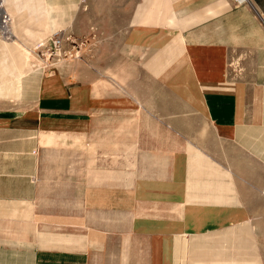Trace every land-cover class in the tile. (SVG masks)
Wrapping results in <instances>:
<instances>
[{
    "label": "crops",
    "instance_id": "0c3cea01",
    "mask_svg": "<svg viewBox=\"0 0 264 264\" xmlns=\"http://www.w3.org/2000/svg\"><path fill=\"white\" fill-rule=\"evenodd\" d=\"M125 43V85L86 61L3 75L0 219L34 229L29 264H264V0H140ZM198 108L216 138L175 127Z\"/></svg>",
    "mask_w": 264,
    "mask_h": 264
},
{
    "label": "rangeland",
    "instance_id": "374dc122",
    "mask_svg": "<svg viewBox=\"0 0 264 264\" xmlns=\"http://www.w3.org/2000/svg\"><path fill=\"white\" fill-rule=\"evenodd\" d=\"M60 1L62 2L60 5L58 4V6L59 8L64 7L62 10L66 14L56 16L51 9V1L49 0H21L20 5L17 7H14V4L8 5L5 0H0L6 13L9 14L13 21L15 18V24L17 28L20 29L17 30L19 43L31 52L29 62L32 69L34 68V58L42 68L53 67V65L60 63L86 61L96 66L103 65L117 68L119 70V74L117 75L119 79L118 82L123 85L126 84L127 72L128 75H131L130 73L132 71L136 72L135 78H138L137 75L138 70L141 67V60L138 59L137 56L131 54V50L127 48V43H125V38L128 34L133 9L140 0ZM12 10H14V12H12ZM58 28L59 30L64 29L71 33L78 41H85L87 44V51L84 52L83 58L80 60L56 62L57 60L51 59L48 64H42V61H39L37 56H35V48L41 46L42 43L53 37V34ZM11 32V38H6L0 35L1 86H3L4 81L3 75H10L9 71H12L11 65L14 63L13 60H15L5 46L7 43L17 41V37L12 29ZM10 62L11 64H7ZM230 63L231 66L229 69H231V72H234L236 61L232 60ZM151 64L153 65V62ZM4 65L6 66L3 67ZM155 66L157 65L155 64ZM11 76H14L16 80L20 79L18 73ZM10 78L11 79L6 80V82H11L12 77ZM114 78L117 77L114 76ZM155 82H157V80L151 75L152 86ZM167 84L171 85L172 83L168 81ZM135 89H137L136 94L142 96L141 98L146 95V92L142 90V79L140 80V83L135 86ZM167 110H173V108L169 106V103L167 105ZM188 114L195 115V119L193 120L195 128L205 131V134L207 128L209 131H212L210 126H208L206 116L201 112L200 108L196 111L192 110V113L183 112L182 118H178L179 122L177 126L174 125L178 128V131L189 136L188 131L190 130L189 127L191 124L188 123ZM167 124L168 132L175 130L169 123ZM144 125L145 124L143 123L139 124L140 127H143ZM212 132L216 138L217 131L214 130ZM167 138L166 152L173 155L176 148H174V146H169V144L173 145V140L170 139V133L167 134ZM181 150L182 149H180V151ZM228 151L231 152L229 147H226L221 141H216L215 154L223 160V163L228 160ZM171 155H166L168 156V162L173 159ZM120 156L123 157L126 156V154H121ZM230 157L233 156L231 155ZM255 173L257 174L259 181L262 183L258 190L262 193L263 200L261 210L256 213L255 218L251 221L252 223L250 225L257 228V231L259 228H262L264 231V166L262 171H252L251 174L254 176ZM25 213L26 212H23L22 214ZM6 224L7 223L4 222V220L2 221L0 219V264H29L30 257L28 254L31 246L29 241L32 239V231L34 229L23 219L19 228L15 226L9 227ZM12 231H15V236H13ZM17 231H19L18 234H16ZM204 241H206V238H204Z\"/></svg>",
    "mask_w": 264,
    "mask_h": 264
},
{
    "label": "built area",
    "instance_id": "2783aa9c",
    "mask_svg": "<svg viewBox=\"0 0 264 264\" xmlns=\"http://www.w3.org/2000/svg\"><path fill=\"white\" fill-rule=\"evenodd\" d=\"M236 7L248 4V0H232ZM12 19L0 2V35L6 38L12 37L11 32ZM54 36L46 40L41 46L35 48V56H37L42 64H48L49 60L70 61L80 60L83 58L84 52L87 51L85 41H78L73 35L64 29L53 34Z\"/></svg>",
    "mask_w": 264,
    "mask_h": 264
},
{
    "label": "bare ground",
    "instance_id": "6f19581e",
    "mask_svg": "<svg viewBox=\"0 0 264 264\" xmlns=\"http://www.w3.org/2000/svg\"><path fill=\"white\" fill-rule=\"evenodd\" d=\"M6 3L9 5V0H5ZM51 1V9L53 10L54 14L56 16H59V15H65L66 13L63 12V8H59L58 4L60 5V3L62 1L60 0H49ZM71 1H74V0H69V2ZM16 2V1H15ZM54 8V9H53ZM63 13V14H62ZM11 29L15 32L16 30V24H15V18H14V21L12 20V27ZM18 30V29H17ZM184 40V39H183ZM7 50L9 51V48L11 45H9L8 43L5 45ZM14 59V57H13ZM29 60H30V54L29 52L26 50V49H23L21 46H20V50L18 52V55H17V59L13 60L14 63L13 65H11V68H12V71H10L11 74H16L18 73L19 75H23L24 73V70L28 67L29 65ZM7 64H11L10 63H7ZM187 64V62H186ZM6 65H4L5 67ZM18 66V69H16L15 67ZM41 68V67H40ZM178 70V69H177Z\"/></svg>",
    "mask_w": 264,
    "mask_h": 264
}]
</instances>
